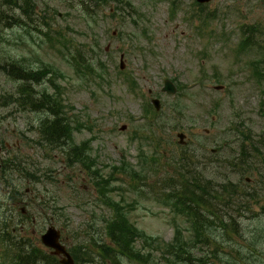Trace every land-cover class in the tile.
Wrapping results in <instances>:
<instances>
[{"label": "rangeland", "instance_id": "obj_1", "mask_svg": "<svg viewBox=\"0 0 264 264\" xmlns=\"http://www.w3.org/2000/svg\"><path fill=\"white\" fill-rule=\"evenodd\" d=\"M15 1L16 10L0 0V147L13 145L0 163L19 159L30 174L10 177L15 194L12 183L0 186V202L14 216L26 208L23 232L33 243L41 248V233L53 223L77 264H103L91 241L113 245L105 225L117 216L149 264H264V166L239 141L241 124L249 141L264 131V48L257 36L244 39V27L264 25L262 1L98 0L85 10L80 0H26L32 19ZM18 65L45 76L27 84L63 105L81 161L42 139L43 121L53 116L33 106L37 98L23 102L25 83L6 72ZM167 78L177 93L162 92ZM197 164L208 177L229 176L242 192L230 198L233 209H244L232 214L236 230L230 237L204 232L210 246H192L200 232L168 199L183 186L181 165ZM180 243L189 244L184 259L173 253ZM157 244L177 247L162 253ZM2 246L0 264H10Z\"/></svg>", "mask_w": 264, "mask_h": 264}, {"label": "trees", "instance_id": "obj_2", "mask_svg": "<svg viewBox=\"0 0 264 264\" xmlns=\"http://www.w3.org/2000/svg\"><path fill=\"white\" fill-rule=\"evenodd\" d=\"M10 1L11 3H9V6L16 10L15 8L18 6V3L15 0ZM80 1L83 5V9L87 10L89 9L87 6L88 2H91L92 5L99 6V1L101 0ZM22 3L23 4L20 6L23 14H25V18L32 19V5L26 0H22ZM11 17L13 19L16 18V16ZM86 64L87 63H85V65ZM3 70L6 71L5 67H3ZM6 72H8L9 76L12 74L14 79H18L21 83H25L23 89L18 92L19 95H22L23 102L26 103L29 99V102L32 104L33 100L37 98L40 101V105L38 101L37 103L35 102L36 105L33 104V106L35 108L36 106H38V108L42 107L41 110L48 112L54 117L49 121H43V129L41 131L42 139H44L47 145H52L51 148L63 149L68 160L74 158L73 160L75 163L81 161L80 148L69 144L71 140V121L64 114L63 105L59 100L56 101L53 96L47 93V89H45L43 93L40 91L34 92L31 86L32 83L30 85L27 84L29 83L27 81L39 83L45 76L38 70L33 73L19 65L11 66ZM175 110H178V108ZM84 147H86L85 144ZM73 160H71V163ZM22 165L23 163L19 161H10L9 164L5 166L4 171L7 172V174L9 171L16 172V170L27 173L28 165ZM181 168L186 170L185 177H182L183 186L179 187L176 192H172L168 199L174 202L175 207L180 208V212L184 213V215L190 219V222L193 223L194 228L200 232L199 238H197L196 243L192 246H195L201 241H203L205 245L210 246V235L204 233L206 231L213 232L214 230H219L222 231L224 235L230 237V232L236 230V223L233 221L232 214H234V211L238 214L244 211L243 207L233 209V203H231L230 199L233 195L238 196L242 194L240 189L237 193L239 184L231 182L227 175L223 177H220V175H218V177H208L207 174L203 173L198 164L194 165L193 169L183 165H181ZM234 203L236 202L234 201ZM8 220L9 226L5 229L4 225L7 223V220H5V213L0 211V230L2 231H0V243L3 245V253L10 258V264H61L57 257L50 252L47 251L48 253L43 254L42 247L40 248L36 243H33L31 238L24 236L21 231L14 232L10 230L8 227H10L11 222H13L11 216H8ZM105 232L106 236L108 235L109 238L113 240V245L106 244L101 238L92 239L91 241V246L96 248V255L100 257L101 263L118 264L121 261L120 259L124 256L130 260H136L141 264H149L146 257L142 258L141 253L131 248L133 231L123 226V222L117 216L109 218L105 225ZM187 245L189 244H178L179 247L177 251L173 253L179 255L180 259H184L181 253L183 250L187 251ZM150 246L151 245H149V247ZM81 247L88 249L85 245ZM176 247L175 245L166 247L163 244H157L154 250L167 253L168 251L172 252ZM169 261L170 259H167L166 263L168 264Z\"/></svg>", "mask_w": 264, "mask_h": 264}, {"label": "water", "instance_id": "obj_3", "mask_svg": "<svg viewBox=\"0 0 264 264\" xmlns=\"http://www.w3.org/2000/svg\"><path fill=\"white\" fill-rule=\"evenodd\" d=\"M199 2H208L210 0H198ZM124 66V62H123V56L121 59V67ZM164 91H167L168 93H174L176 92V87L173 85L172 82H170L169 80L165 81L164 86L162 87ZM155 106L157 109L160 108V101L158 99H153ZM125 128V127H123ZM181 140L180 142H183V139L185 137V135L183 133H179L178 135ZM60 230L56 229L54 226L52 227H48L46 232L41 236V241L44 242L45 245H47L50 248H54V252L58 253V254H62L64 257L61 259V263L63 264H75V262L73 261V258L70 254L69 251L66 250V248L64 247V245H62V243L60 242L59 238H60Z\"/></svg>", "mask_w": 264, "mask_h": 264}, {"label": "flooded vegetation", "instance_id": "obj_4", "mask_svg": "<svg viewBox=\"0 0 264 264\" xmlns=\"http://www.w3.org/2000/svg\"><path fill=\"white\" fill-rule=\"evenodd\" d=\"M260 1H262L261 2V6H264V0H260ZM260 28L261 29L257 33L258 34L257 36H259V38L262 39V44H264V25L262 27H260ZM246 35H248V33H246ZM254 35H256V34H254ZM261 61L264 62V58ZM263 92H264V89H263ZM241 127H244V125L241 124L240 129H239L240 130V132H239L240 133L239 141H241V143H240L241 149H243V151L257 152L258 153V159H260L261 162H264V138H263L264 137V131L259 136L261 139L260 138H256V137L254 138L252 136L250 138V141H252V143L250 144L248 133H246L244 129H241ZM254 142H257V143H254ZM10 148H11V145L9 143H7L6 144V149H10ZM5 151H7V150H5ZM1 152H2V147H0V154H1ZM240 153L242 154V151H240ZM1 179H3V178H0V180ZM0 186H2L1 183H0ZM2 188H3V186H2ZM0 206H2L4 208V209L2 208V212L5 213V220H7V223H5L4 228L7 229V226H9V220H8L9 208L6 205V209H5V207L1 203H0ZM26 211H27L26 208H22V212H23L24 216L27 213ZM34 221H35V219H34Z\"/></svg>", "mask_w": 264, "mask_h": 264}]
</instances>
